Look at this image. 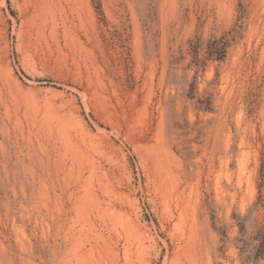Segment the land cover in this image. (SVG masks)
<instances>
[{
  "label": "rangeland",
  "instance_id": "374dc122",
  "mask_svg": "<svg viewBox=\"0 0 264 264\" xmlns=\"http://www.w3.org/2000/svg\"><path fill=\"white\" fill-rule=\"evenodd\" d=\"M263 178L264 0H0V264H252Z\"/></svg>",
  "mask_w": 264,
  "mask_h": 264
},
{
  "label": "trees",
  "instance_id": "16d2710c",
  "mask_svg": "<svg viewBox=\"0 0 264 264\" xmlns=\"http://www.w3.org/2000/svg\"><path fill=\"white\" fill-rule=\"evenodd\" d=\"M225 48H226V45L223 43L216 51L219 53H215V54H219L218 56H220V58H222L225 54ZM262 185H264V178H263V184ZM254 250H255V253H254L253 257L248 258L247 263L251 262L252 264H258V262L264 256V249H254ZM249 260H252V261H249Z\"/></svg>",
  "mask_w": 264,
  "mask_h": 264
},
{
  "label": "bare ground",
  "instance_id": "6f19581e",
  "mask_svg": "<svg viewBox=\"0 0 264 264\" xmlns=\"http://www.w3.org/2000/svg\"><path fill=\"white\" fill-rule=\"evenodd\" d=\"M31 1V0H30ZM36 3H34V5H35ZM24 5V4H23ZM45 5V4H44ZM33 6V5H32ZM44 7H46V6H44ZM50 7V6H49ZM48 8V7H47ZM40 10H41V7H40ZM48 10H50V9H48ZM27 11V10H26ZM37 11V10H36ZM43 11V10H42ZM38 12V11H37ZM35 12L37 15H35L34 16V14L32 15L33 16V19L32 20H34V18L37 16L38 18H39V23H38V25L40 26V27H43V25H44V23L43 22H45L46 20H45V16H44V12H42L41 13V11L40 12ZM52 12V11H51ZM27 13V12H26ZM52 14H53V12H52ZM52 14H51V16H52ZM54 15V14H53ZM25 17V16H24ZM53 17V16H52ZM28 19V18H27ZM25 20V19H24ZM49 20H51V19H49ZM36 21V20H35ZM35 23H37V22H35ZM46 24V23H45ZM39 28V27H38ZM44 28H45V25H44ZM44 28H42V29H44ZM34 29V28H33ZM41 28H40V30H42ZM31 30V29H30ZM46 30H48V29H46ZM38 31H39V29H38ZM43 32V31H42ZM38 33V32H37ZM36 33V34H37ZM35 34V35H36ZM41 35H44V34H41ZM26 36H28V35H26ZM28 41V40H27ZM37 43V42H36ZM27 56V55H26ZM48 127V126H47ZM51 131V130H50ZM65 179V178H64ZM109 190V189H108ZM74 197V196H73ZM113 197V196H112ZM111 198V197H110ZM76 199V198H75ZM75 211V210H74ZM128 264V263H127Z\"/></svg>",
  "mask_w": 264,
  "mask_h": 264
}]
</instances>
